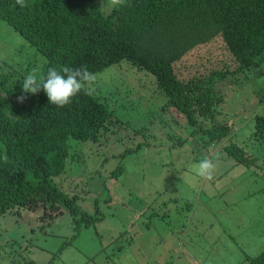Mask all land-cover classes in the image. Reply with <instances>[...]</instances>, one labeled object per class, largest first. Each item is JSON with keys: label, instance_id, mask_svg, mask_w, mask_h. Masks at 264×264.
<instances>
[{"label": "rangeland", "instance_id": "374dc122", "mask_svg": "<svg viewBox=\"0 0 264 264\" xmlns=\"http://www.w3.org/2000/svg\"><path fill=\"white\" fill-rule=\"evenodd\" d=\"M112 7L108 0L102 8ZM37 68L42 76L43 58L0 20V77L10 80L7 88L20 96L24 77ZM93 86L114 124L96 141H70L66 171L55 182L81 210L97 209L104 219L79 230L69 213L52 223L32 213L2 215L0 264H249L247 258L258 257L264 154L255 152L251 167L235 164L224 150L230 138L210 143L202 124L190 125L151 74L126 61L96 74ZM23 95L17 103L29 105L34 94ZM262 95L264 77H247L225 97L223 111L239 114L232 142L248 151L245 121L264 115ZM203 157L218 164L211 180L196 175Z\"/></svg>", "mask_w": 264, "mask_h": 264}, {"label": "trees", "instance_id": "16d2710c", "mask_svg": "<svg viewBox=\"0 0 264 264\" xmlns=\"http://www.w3.org/2000/svg\"><path fill=\"white\" fill-rule=\"evenodd\" d=\"M26 2L0 0V20L43 58L42 76L65 65L96 75L126 61L151 74L190 125L202 124L210 143L230 138L224 150L235 164L251 167L264 154V115L245 121L248 151L232 142L239 114L223 111L232 85L264 77V0H124L109 10L97 0ZM9 83L0 77V216L32 213L52 223L69 213L79 230L101 222L97 209L81 210L55 179L66 171L70 141H96L114 124L105 99L82 90L57 107L41 90L23 105ZM246 260L264 264V251Z\"/></svg>", "mask_w": 264, "mask_h": 264}, {"label": "clouds", "instance_id": "9594fccd", "mask_svg": "<svg viewBox=\"0 0 264 264\" xmlns=\"http://www.w3.org/2000/svg\"><path fill=\"white\" fill-rule=\"evenodd\" d=\"M107 3L108 0L102 2L100 7H105ZM16 4L20 7H27L26 0H16ZM111 4L121 6L124 4V0H111ZM38 72V68L33 69L24 77L22 94L17 97V102L22 103L26 99L24 93L36 94L43 90L50 104L64 107L82 90L84 94L89 96L95 91L93 85L96 81V75L90 72L86 66L72 68L65 65L59 69L50 67L46 75L43 76H38ZM194 167L197 176L211 180L218 164L209 157H203Z\"/></svg>", "mask_w": 264, "mask_h": 264}]
</instances>
